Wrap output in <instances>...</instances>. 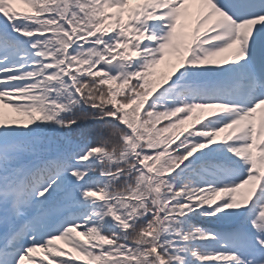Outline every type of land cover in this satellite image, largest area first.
<instances>
[{
	"label": "snow or ice",
	"instance_id": "1",
	"mask_svg": "<svg viewBox=\"0 0 264 264\" xmlns=\"http://www.w3.org/2000/svg\"><path fill=\"white\" fill-rule=\"evenodd\" d=\"M0 264H264V0H0Z\"/></svg>",
	"mask_w": 264,
	"mask_h": 264
}]
</instances>
